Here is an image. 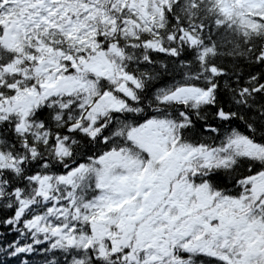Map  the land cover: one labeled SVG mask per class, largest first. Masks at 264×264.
<instances>
[{
  "label": "snow or ice",
  "instance_id": "obj_1",
  "mask_svg": "<svg viewBox=\"0 0 264 264\" xmlns=\"http://www.w3.org/2000/svg\"><path fill=\"white\" fill-rule=\"evenodd\" d=\"M0 264H264V0H0Z\"/></svg>",
  "mask_w": 264,
  "mask_h": 264
}]
</instances>
